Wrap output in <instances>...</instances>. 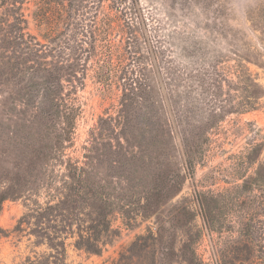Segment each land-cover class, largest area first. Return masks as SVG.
Returning a JSON list of instances; mask_svg holds the SVG:
<instances>
[{
  "label": "rangeland",
  "instance_id": "rangeland-1",
  "mask_svg": "<svg viewBox=\"0 0 264 264\" xmlns=\"http://www.w3.org/2000/svg\"><path fill=\"white\" fill-rule=\"evenodd\" d=\"M119 2L0 0V264H264V0Z\"/></svg>",
  "mask_w": 264,
  "mask_h": 264
},
{
  "label": "trees",
  "instance_id": "trees-1",
  "mask_svg": "<svg viewBox=\"0 0 264 264\" xmlns=\"http://www.w3.org/2000/svg\"><path fill=\"white\" fill-rule=\"evenodd\" d=\"M107 1H109L114 7L117 6V5L120 3V2H119L120 0H107ZM115 9H116L117 12H119V13L121 12L120 9H117V8H115ZM92 34H94V33H92ZM224 80H225V79H224ZM213 81H216V80L213 79Z\"/></svg>",
  "mask_w": 264,
  "mask_h": 264
}]
</instances>
